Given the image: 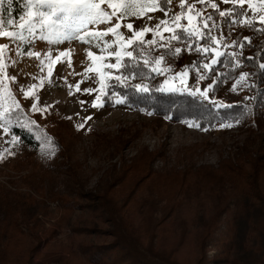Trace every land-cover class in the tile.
<instances>
[{
  "label": "rangeland",
  "instance_id": "1",
  "mask_svg": "<svg viewBox=\"0 0 264 264\" xmlns=\"http://www.w3.org/2000/svg\"><path fill=\"white\" fill-rule=\"evenodd\" d=\"M142 2L151 5L153 0ZM14 3L19 7L12 10ZM25 3L26 0H12L11 5L5 4L6 14L3 7L0 8V21L4 22L0 24V31L18 34L14 37L0 35V45L6 46L0 55V112L4 113L0 117V192L19 196L31 194L32 197L37 196L35 198L41 204L35 209L34 227H24L23 233L0 230V264H89L76 248L82 243L103 244L114 240L112 236L103 234H109V230H112L108 220L111 208L125 207L124 216L129 221L141 228H150L146 210H156L150 212L158 217L162 203L155 206V199L149 193L151 190L160 191L167 184L159 178L147 187L150 179L138 170L140 165L135 160L143 150L153 153L152 157L149 156L151 162L148 170L164 172V169L172 168L184 171L189 167L191 172L204 165L218 166L222 160L235 156L245 142L252 143L253 147L261 143L264 145V124L259 130L260 137H257L258 133L249 134L232 123L227 124L230 127L220 126L212 131L191 122L162 119L126 103L107 101L116 94L115 85L120 83L144 87L141 81L125 79L116 61L115 53L119 52L123 63V58L128 57L125 52H132L129 40L144 44L155 41L152 45L165 46L173 35L167 29L175 27L173 18L182 11L185 18L180 23L186 27L197 24L194 13L181 8V0H160L159 8L155 10L150 6L139 8L143 13L139 18L124 17L119 21L123 25L119 29L122 35L119 38L112 34L105 37L108 47L104 51L94 43L88 44L78 39L49 42L41 39L46 33H42L39 27L31 34L27 29L21 30L20 24L24 23L21 17L24 16L25 20L28 18L25 16ZM185 3L194 5L204 16L213 10L210 3L217 4L218 13L234 6L232 0L227 3L224 0H208L203 4L199 0H185ZM235 5L242 9L241 21L262 22L264 11H260L261 0H246L243 6ZM15 10L18 11L15 13ZM189 16L192 17V24L187 19ZM8 20L13 23L8 24ZM161 21L166 23L160 25ZM204 22L210 27L213 24V20L202 21L198 31L204 30ZM116 23L117 18L113 17L108 24L89 27L91 30L105 31L110 24ZM127 24H132L131 30L126 27ZM157 25L160 27L157 28ZM146 28L151 30L139 38L134 35ZM227 33L224 24L213 33L217 40L213 42L205 64L212 66L211 61L219 57L217 52L223 53L226 47L234 45L233 41L227 40ZM88 52L92 55H87ZM232 55L236 56V52ZM154 67L163 69L162 74L154 73L156 81L160 82V78L167 75L161 81L163 91L189 93L215 107L237 100L244 101L241 89L246 83L245 79L228 82L222 94L213 98L212 81H206L204 69L175 70L165 67L162 59L160 63L155 62ZM110 76L113 79H109ZM116 76H120L122 82H117L114 79ZM198 76H203V79L198 80ZM101 82L109 85L103 90L106 95H102ZM85 89L93 91L89 93ZM97 96L101 97L98 101ZM94 101L101 106L93 107ZM33 104L39 110L34 111ZM20 110L26 117L22 120L24 124ZM12 116L15 120H12ZM35 122L39 123L40 127L36 128L41 131L34 130ZM81 124L83 127L78 128L77 125ZM117 136L122 138L121 142ZM58 139L63 149L59 151V145L49 148ZM116 144L120 145L117 149L114 148ZM136 170L139 171L138 177L135 176ZM119 173L122 174L120 180L117 179ZM77 192L89 197H82L89 207L75 202L62 205L60 198L75 199ZM99 196L109 199L111 205L95 211L91 204L100 205ZM162 213L164 215L165 211ZM92 224L105 232L98 235L94 229L93 234H82L74 230L75 227ZM167 227L165 224L163 230L166 231ZM180 229L179 225L174 227L176 232ZM163 236L165 243L172 242L168 233ZM142 242H146V238ZM219 249V244L211 239L204 249L205 264H211L212 259L220 253ZM181 254L194 255V242L186 240Z\"/></svg>",
  "mask_w": 264,
  "mask_h": 264
},
{
  "label": "trees",
  "instance_id": "2",
  "mask_svg": "<svg viewBox=\"0 0 264 264\" xmlns=\"http://www.w3.org/2000/svg\"><path fill=\"white\" fill-rule=\"evenodd\" d=\"M11 7L14 10L19 6L14 3ZM233 8L235 12L227 18H222L216 10H211L216 27L203 30L210 31L212 36L224 24L228 32L227 40L234 42L231 48H225L223 55L218 57L217 63L210 69L202 67L208 61L210 48L213 46V42L207 38L172 39L160 47L135 41L138 45H132V56L135 59L124 57L123 63L129 67L120 68V72L129 80L141 81L148 91L139 92L130 83H120L115 85L116 94L107 101L124 99L127 105L162 119L191 122L212 131L221 125L237 124L249 134L258 133L257 137L262 136L259 130L264 124V68L260 65L264 64V22L254 20L251 21V26H245L240 20L242 9L238 5L231 9ZM2 10L6 14V8L3 7ZM16 11L18 10L15 13ZM197 44L209 47V51H195L194 46ZM177 48L181 49L179 54L169 53V49L175 53ZM233 52H236V56L232 55ZM156 59H162L165 67L175 70L204 69L206 81H212L213 98L222 94L228 82L246 74V83L241 89L244 101L237 100L215 107L189 93L163 91L161 81L167 75L164 74L160 82L156 81L155 72L152 71ZM145 60L149 61L147 65ZM20 111L22 114L23 111ZM25 119L23 117L21 121ZM12 120H15L13 116ZM34 124V130L41 131L36 128L40 127L39 123ZM117 138L121 142L122 138ZM53 143L49 148L59 145L58 150L63 149L59 139ZM251 144L245 142L235 156L222 160L218 166L204 165L191 172L189 167L184 171L172 168L164 169V172L148 170L151 162L149 156L152 157L153 153L143 150L135 160L140 165L138 170L150 179L147 187L159 178L164 179L167 184L160 191L151 190L149 193L155 199V206L162 203L160 215L156 217L153 214L156 218L153 217L150 211L156 210L147 208L146 220L151 226L141 228L124 216L125 207L111 208L108 220L112 224V230H109V234L103 233V228H96L94 224L75 227L74 230L82 234H93L95 229L96 234L103 233L112 236L114 240L103 244L82 243L76 248L77 253L89 264H205L204 249L212 239L219 244L221 251L212 259L211 264H264V145L261 143L253 147ZM118 145L114 148L117 149ZM139 171H135L136 177ZM121 177L122 174L119 173L117 179L120 180ZM76 195L72 200H59L66 206L75 202L85 208L89 207L82 200V197H89L81 192ZM35 197L31 194L19 196L0 192V230L23 233L24 227H34L35 209L41 204ZM99 197L100 205L91 204L95 211L111 205L109 199ZM165 224L168 226L166 231L163 230ZM176 225L181 227L178 232L174 230ZM167 233L172 242L165 243L163 234ZM144 238L146 242H142ZM186 240L194 242V255L181 254Z\"/></svg>",
  "mask_w": 264,
  "mask_h": 264
},
{
  "label": "snow or ice",
  "instance_id": "3",
  "mask_svg": "<svg viewBox=\"0 0 264 264\" xmlns=\"http://www.w3.org/2000/svg\"><path fill=\"white\" fill-rule=\"evenodd\" d=\"M12 0H0V8H2L5 4L11 5ZM165 2H169V0H165ZM200 3H206L208 0H199ZM225 3L228 0H224ZM233 4L244 5L246 0H232ZM107 5V7H104ZM160 0H153L151 5L143 3L142 0H26L25 3V16L28 18L25 20V17L22 16L21 20L24 23L20 24L21 30L27 29V31L31 34L36 27L41 29L43 34L41 39L48 40L52 43H62L69 39H78L81 42L88 44H95L97 48H100L101 51L106 50L108 47V42L104 38L112 34L119 38L122 33L119 29L123 26L119 23V21L123 20L126 16H136L139 18L143 15L141 11H138V8L150 6L154 10L159 8ZM212 9H217L216 3H210L209 5ZM252 5L249 3V7ZM181 8H187L189 12L194 13L197 17V24L192 27H186L184 24L180 23L182 19L185 18V14L182 11L180 14L173 18V22L175 27L167 29L173 33L170 39L174 40H182V39H192L194 37L199 36L201 39L207 38L209 41L215 42L217 37L211 36L210 31H198L201 27L202 21L212 20V14L204 16L202 12L197 11L194 5H188L185 3V0H181ZM108 9H111L110 12ZM260 11H264V0H261ZM235 12V8L229 9L228 11H220L219 16L222 18H227ZM238 16L239 13H236ZM113 17L117 18V23L115 25H111L105 31L99 30H91L89 26L91 25H102L108 24L112 21ZM189 20V24H192V17H187ZM262 22H264V17H261ZM235 22V21H233ZM4 23L0 21V24ZM8 24H12V20L7 21ZM166 23L165 21H161L160 25ZM241 23L245 24V26H251L250 20L241 21ZM157 25V28L160 27ZM126 27L128 29H132V24H127ZM203 29L208 30L210 26L204 22L202 25ZM211 27H216L215 24H212ZM151 29H142L139 33H134L136 37H141L144 32L150 31ZM83 33V35H81ZM155 35V32L153 33ZM0 35H6L10 37L17 36V33L14 32H4L0 31ZM20 38L23 39V36L20 35ZM247 39V38H245ZM128 43L133 45L134 47L138 46L135 41L129 40ZM142 43V41H141ZM148 43L154 44L155 41H148ZM6 46L0 45V55H2L3 49ZM190 47H192L190 45ZM195 51L197 52H208L209 47H200L198 44L194 46ZM181 49H175V53H172L171 49H169V53L172 55L179 54ZM87 55L91 56L92 53L88 52ZM117 64L120 65L122 69H127L129 67L128 64L121 62V57L119 52L115 53ZM125 55L128 57H132L134 60L135 57L132 56V52H125ZM217 56L223 55L222 53L217 52ZM156 63H160V59H156ZM144 63L147 65L149 63L148 60H145ZM217 63L216 59L211 61V64ZM109 67H116V65H109ZM204 68H210V64L202 65ZM261 68H264V64L260 65ZM153 72H157L158 74H162L163 69L152 68ZM180 75V74H178ZM246 74L241 75V80L244 79ZM109 79H113V77H109ZM117 82H122V78L120 76L114 77ZM126 79V78H125ZM197 79H203V76H198ZM167 83V81H166ZM109 85L101 82V90L102 95H106V92L103 90L108 88ZM211 87V85L209 86ZM136 90L139 92H147V87H142L141 85L135 86ZM235 88V85H233ZM163 90V88L161 89ZM174 90V89H169ZM87 92H92V89H85ZM197 91H199L197 89ZM207 89L205 90V92ZM25 96H28V93H25ZM101 97L97 96L96 100H100ZM117 104L125 103L124 99H117L115 101ZM83 103V102H81ZM96 101L93 102V107H99ZM18 107V105H17ZM33 110H39L35 104H33ZM4 113L0 112V117H3ZM91 117H88L90 119ZM191 126V125H190ZM222 127H230L231 125H221ZM77 127H83V125H77Z\"/></svg>",
  "mask_w": 264,
  "mask_h": 264
}]
</instances>
